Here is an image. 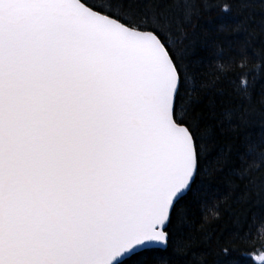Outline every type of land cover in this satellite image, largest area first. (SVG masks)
<instances>
[{
  "label": "snow or ice",
  "instance_id": "obj_1",
  "mask_svg": "<svg viewBox=\"0 0 264 264\" xmlns=\"http://www.w3.org/2000/svg\"><path fill=\"white\" fill-rule=\"evenodd\" d=\"M238 3L264 25V0ZM211 6L0 0V264H245L239 220L193 225L226 166L264 211V49L201 57L192 21Z\"/></svg>",
  "mask_w": 264,
  "mask_h": 264
},
{
  "label": "trees",
  "instance_id": "obj_2",
  "mask_svg": "<svg viewBox=\"0 0 264 264\" xmlns=\"http://www.w3.org/2000/svg\"><path fill=\"white\" fill-rule=\"evenodd\" d=\"M224 6L228 7V11L222 10ZM245 11L251 12L255 19L248 22L246 30L233 32L232 29L244 18ZM260 16L259 11L242 10L238 0H212V6L192 21L193 30L202 42L198 54L206 61L215 63L225 54L234 55L239 45L245 41L251 44L247 49L249 55H252L253 49H264V25L260 23ZM233 87L238 88L239 84ZM262 91L264 79H257L253 87L257 100ZM255 131L259 132L258 124ZM253 144L257 150L264 149L258 135L253 136ZM229 146L230 133L227 131V125H222L219 144L215 151L228 152ZM246 163L252 169L259 164L256 160H247ZM232 181L233 176L227 166L205 181L207 192L201 201L193 227L197 232L203 225L209 234H226L239 220L248 237L245 264H259L257 257L264 252V211L240 199L241 189L234 188ZM201 250L194 248L193 252L198 253ZM187 258L196 264L195 256L189 255Z\"/></svg>",
  "mask_w": 264,
  "mask_h": 264
},
{
  "label": "rangeland",
  "instance_id": "obj_3",
  "mask_svg": "<svg viewBox=\"0 0 264 264\" xmlns=\"http://www.w3.org/2000/svg\"><path fill=\"white\" fill-rule=\"evenodd\" d=\"M260 255V254H259Z\"/></svg>",
  "mask_w": 264,
  "mask_h": 264
}]
</instances>
